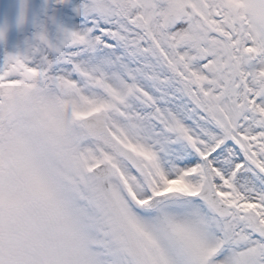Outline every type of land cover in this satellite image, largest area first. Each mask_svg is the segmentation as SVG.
<instances>
[{"label": "snow or ice", "instance_id": "6c2138e0", "mask_svg": "<svg viewBox=\"0 0 264 264\" xmlns=\"http://www.w3.org/2000/svg\"><path fill=\"white\" fill-rule=\"evenodd\" d=\"M0 264H264V0H0Z\"/></svg>", "mask_w": 264, "mask_h": 264}]
</instances>
